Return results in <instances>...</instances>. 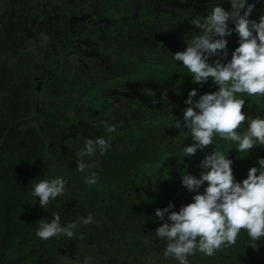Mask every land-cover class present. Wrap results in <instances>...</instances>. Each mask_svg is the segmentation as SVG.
Wrapping results in <instances>:
<instances>
[{"label": "flooded vegetation", "instance_id": "obj_1", "mask_svg": "<svg viewBox=\"0 0 264 264\" xmlns=\"http://www.w3.org/2000/svg\"><path fill=\"white\" fill-rule=\"evenodd\" d=\"M34 1L42 8L30 12L36 26L29 35L32 38L17 27L10 36L12 39L16 35L17 44L11 43L8 28L0 23V48L4 49L0 53V71L15 90L12 95L5 86H0V261L10 257L16 246L23 245L22 251L18 252L21 261L29 254L31 264H42L40 250H43L45 263L49 264V249L56 246L76 260L73 264H82L81 258L76 259L80 243L88 245L97 241L85 234L91 225L79 226V220L88 214L94 217V221L109 215L110 230L118 228L121 234L126 227L135 232L152 230L153 245L159 244L163 248L165 242L155 237L154 225L151 228V225L136 220L144 215L146 208L154 212L166 198L179 206L190 202L193 194L181 185V175H198L202 171L199 161L214 145L219 146V151L225 142L235 146L232 141L214 136V145L205 146L194 155L181 159L183 147L191 143V138L186 128H177L175 121L179 120L183 125V110L187 107L184 100L189 89L161 74L164 67L180 63L170 60L172 53L184 50L186 38L198 32L192 21L202 19L215 0H176L167 15H162L152 0H147L149 10L145 18L142 17L144 0H89L93 2L86 5L59 0L55 9L42 3L44 0ZM218 2L221 6L229 4V0ZM65 4L72 6L69 16L61 11ZM206 5L210 8L204 11V15L181 16L184 6L203 8ZM96 8L98 12L92 10ZM114 8H120L128 19L126 21L132 22V28L129 27L135 29L132 34L125 31L124 22L112 23ZM263 10L262 4L249 18H257ZM49 13L59 20L53 27L57 29L51 28L53 32L50 33L49 27L39 28L46 23V14ZM154 27L157 28L156 34H150V28L155 32ZM143 30L147 35L142 34ZM141 37L146 41L137 43L139 47L135 48L139 40L134 39ZM150 40L154 43H149ZM226 40V51L233 50L238 44L235 32ZM18 51H31L36 56L28 74L16 73L1 64L6 54L17 59ZM213 60L215 56H210L209 63ZM71 62L73 64L68 65ZM55 72H61L54 79L57 86L49 80L50 75H56ZM192 89L197 93L194 100L205 93L198 88ZM239 95L245 100L241 111L248 116L261 117L264 97ZM99 119L117 126L110 149L125 154L139 153L160 138L158 155L120 178H103L95 185H86V175L76 169V152L84 138L104 135L101 128L92 126V122ZM242 123L246 125L247 121ZM243 130L242 127L236 131L242 133ZM83 159L92 168L99 164L101 155L97 153ZM178 172L180 181L175 177ZM54 175L64 176L66 193L45 211L38 206V197L35 202L30 195V188L36 180ZM178 183L185 202L177 201ZM206 183L201 185V192ZM52 212L59 213L62 223L77 222L78 227L71 239L59 236L41 240L35 236L37 221L50 219ZM111 216H117V221ZM79 231L82 235H78ZM33 239L34 243L29 245ZM92 246L94 250L91 252L99 251L96 243ZM251 246L253 253L263 254L264 237L253 241ZM101 258L98 261L91 258L92 264H101ZM105 264H124V260L105 257Z\"/></svg>", "mask_w": 264, "mask_h": 264}, {"label": "clouds", "instance_id": "obj_2", "mask_svg": "<svg viewBox=\"0 0 264 264\" xmlns=\"http://www.w3.org/2000/svg\"><path fill=\"white\" fill-rule=\"evenodd\" d=\"M229 4L226 11L215 0L202 19L192 21L198 32L186 38L184 50L176 51L170 57L172 62L178 61L187 69L194 83L202 84L210 78L216 86L215 91L205 92L195 100L196 89H189L187 93L183 125L179 120L175 121L177 128H186L191 138V143L183 147L181 159L214 145V136L234 142L237 153L244 155L257 145L264 146V117L242 112L245 100L239 95L264 97V14L258 19H250L255 4L248 0H229ZM233 32L237 34L238 44L232 50L231 58L226 62L215 59L209 63L210 56L222 58L227 54L226 37ZM245 120L246 125L242 123ZM92 126L101 128L104 135L82 140V146L76 152L78 172L90 167L83 158L97 153L103 155L110 146L112 134L118 131L115 124L104 119L93 121ZM242 127L243 132L238 133L236 130ZM218 148L214 145L199 161L202 171L198 175H181V185L193 194L190 202L182 204L178 210H171L173 204L169 202L153 212L161 221L155 228V237L165 242L162 248L165 260L189 264V257L197 252L211 257L222 247L235 244L241 229L246 230L252 241L264 237V158L257 157L246 177L236 181L231 169L232 159ZM84 183L95 185L96 173L86 175ZM65 193L63 175L36 180L30 188V195L34 201L38 197V206L45 211ZM50 216V219L37 221L35 236L41 240L59 236L71 239L77 222L62 223L56 212ZM93 223L91 214L79 220V226ZM82 264H92L91 257L84 258Z\"/></svg>", "mask_w": 264, "mask_h": 264}, {"label": "trees", "instance_id": "obj_3", "mask_svg": "<svg viewBox=\"0 0 264 264\" xmlns=\"http://www.w3.org/2000/svg\"><path fill=\"white\" fill-rule=\"evenodd\" d=\"M144 1L146 5L144 7V14L142 15L143 18L148 16L149 10V2L147 0ZM248 2L255 4V7L252 11L253 14L257 13L262 7V0H248ZM9 5L10 4L8 2H2L0 6L1 11L9 7ZM65 5L66 6H63L61 11H65L66 16H69L72 12V6H70L69 4ZM222 7L225 10H228L230 8V4H225V6ZM208 8H210L209 5H206L203 8L197 6H184L181 8L183 11L181 13V16L191 17V15H204V11H206V9ZM38 17H40V15H38ZM35 61L36 56L31 51H18L17 59L12 57L10 54H6L2 59L1 64L11 71L16 70V73L25 75L32 71V66ZM72 64V62L68 63V65ZM161 71V74L167 75L171 81L183 85L188 89L198 88L203 92H212L216 90V86L212 84L210 78L207 82L202 84L194 83L191 79V74L187 73V69L184 68L181 64L166 66L161 69ZM261 117H264V113L261 114ZM176 134L177 133L175 132L174 135ZM216 138L221 139L219 138V136H216ZM159 140L160 138L153 140L148 149L139 153L133 152L125 154L122 151H116V149L108 148L106 153L101 155L99 164L96 167H89L81 173L84 175H88L91 172H95L97 175V180L103 178H120L123 174L125 175L128 172L132 171L133 168L140 167L144 163V161H148L156 157L158 155L157 150L162 142L161 141L158 144ZM223 141L226 140L223 139ZM259 146H255L253 149L249 150L246 155H244L241 153H237L235 149L236 145L231 146L230 143L227 142L221 145V151L225 155H228V157L233 161L231 169L236 181H240L241 179L246 177L247 170L249 169V167L256 164L257 157L264 158V146ZM175 177H177L178 181H180L179 172ZM177 186L179 189L178 194L180 193V195L177 194V201H179V203L185 202L186 199L182 194L179 183ZM169 202L170 200H168L167 198L166 200H161V203L158 204V208L167 206ZM139 203H142V201H139ZM145 203L147 202L145 201ZM172 204L173 208L171 210L179 209L180 206L178 203ZM111 217L114 221H117L118 219L117 216ZM108 218L109 215L97 218V220L94 221V223L91 225L92 228H89V231H86V235H88L92 239H97V241L93 243L91 242L88 245H84L85 243L81 242L80 249L77 250L76 259L81 258V260H83L86 257H94V259L98 261L99 258L103 257V259L101 258V264H105V257H110L116 260H124V264H176L175 260L163 259L162 247L159 244L153 245L152 230L148 232H135L133 229L126 227L127 230H123V234H121L117 231L118 228L110 230L108 226ZM136 221H141L143 223L151 225V228L152 225H154V228H156L157 225L161 223V221L153 215V211H151L150 208H146L144 215L138 218V220ZM117 224L120 226V223L117 222ZM149 227L150 226H147L148 229ZM81 234L82 232L79 231L78 235ZM127 235L128 237L125 241L124 238ZM252 242L253 241L248 237L246 230L241 229L236 238L235 244L227 247H222L221 249L217 250L216 253L211 257L204 256L202 253L197 252L195 255L189 257V264H264V253H253L251 248ZM95 243L96 247L99 248V251L91 252L92 250H94V247L92 245H94ZM126 243L128 244L126 245ZM40 251V255L43 260L42 264H46L44 260L46 255L43 250ZM47 256L49 264H73L76 261L74 259H71L69 255L62 253L61 250H58L56 248V246H53L49 249ZM28 257L29 258H26L23 261H28L30 263V256Z\"/></svg>", "mask_w": 264, "mask_h": 264}, {"label": "rangeland", "instance_id": "obj_4", "mask_svg": "<svg viewBox=\"0 0 264 264\" xmlns=\"http://www.w3.org/2000/svg\"><path fill=\"white\" fill-rule=\"evenodd\" d=\"M59 0H44V2L42 3H47L50 8L54 9L57 7V3ZM68 1H73L75 2L76 5H86V4H91L93 1H89V0H68ZM133 2H136V0H132ZM0 2H8L9 8H5L3 11L0 12V23H3L7 28H8V34H9V39L10 36L14 35L13 32H15V29L18 27L19 29L22 28V30L24 31V33H26V35L29 38H32V36H29L34 29H36V26L33 25L34 19L33 16L31 15V11L35 10V9H39L42 8L41 5H37L36 2L34 0H0ZM156 10H158V12H160L162 15H167L168 12H170L173 7L176 5V0H152ZM263 6H264V2H262ZM97 5V4H96ZM11 6V7H10ZM95 12H98V8L96 9H92ZM136 10H138V7L136 8ZM261 14H264V10ZM48 16L47 17V21L45 24H41L39 26V28L43 29L44 27L48 28V32H53L50 29L53 28L56 23L59 21L58 19L53 18V14L49 13L46 14ZM56 15V14H54ZM256 16L257 18L254 19H258L259 16ZM50 19V20H48ZM112 23H116V24H122L123 22L124 27H125V31L128 33V35L132 34V30L135 29H130L132 28L131 26L133 25L131 21L127 22L126 20H128L127 18H125L123 16V13L121 12V9L119 8V10L115 9L113 10V15H112ZM33 25V26H32ZM130 27V28H129ZM146 27V26H145ZM151 27V26H150ZM153 27V26H152ZM151 27V28H152ZM72 28V27H69ZM151 28H150V34L154 33L156 34L157 28L154 27L155 32H151ZM56 30L57 28H53L52 30ZM67 29V27L65 28V30ZM144 32L142 33L143 35H147V33L145 32V30H143ZM132 36V35H131ZM156 36V35H155ZM152 38V37H151ZM134 40H139L138 42H136L135 44V48H138V44H142L144 41H146L145 39H143L142 37L140 39L135 38ZM11 43L17 44L15 42H17V38L16 35L10 39ZM152 44L154 43L153 40H150L149 43ZM125 43V39L123 40L122 45H124ZM138 43V44H137ZM6 49V48H5ZM2 50H4L2 47L0 48V53L2 52ZM231 51H226V55L224 57H219V56H215V59H221V62H226L228 59L231 58ZM48 63L50 64L51 62L48 60ZM49 71H52L51 68H47ZM119 71H115V73H117ZM56 73V72H55ZM57 75H61V72L56 73V75H50L49 76V80L52 82V85H56V81L54 80ZM5 86L10 93L13 95L15 90L11 89V85L8 82L7 79L3 78V72L0 71V86ZM57 86V85H56ZM177 90V89H176ZM34 243V239L30 241V244ZM22 248H24L23 245H18L15 247V251H12V255L6 259H3L2 261H0V264H30L28 261L24 262L21 261L18 257V252L22 251ZM68 250V248H66ZM29 256V254H28ZM29 258V257H28Z\"/></svg>", "mask_w": 264, "mask_h": 264}]
</instances>
